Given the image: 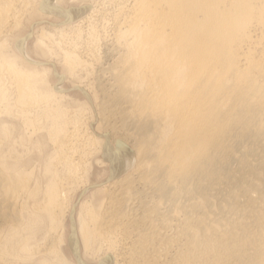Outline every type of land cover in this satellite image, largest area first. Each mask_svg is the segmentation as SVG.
Here are the masks:
<instances>
[{"label": "bare ground", "instance_id": "bare-ground-1", "mask_svg": "<svg viewBox=\"0 0 264 264\" xmlns=\"http://www.w3.org/2000/svg\"><path fill=\"white\" fill-rule=\"evenodd\" d=\"M65 1L0 0V264H264V0Z\"/></svg>", "mask_w": 264, "mask_h": 264}, {"label": "rangeland", "instance_id": "rangeland-1", "mask_svg": "<svg viewBox=\"0 0 264 264\" xmlns=\"http://www.w3.org/2000/svg\"><path fill=\"white\" fill-rule=\"evenodd\" d=\"M38 0H33V2H32V4H33V13H34V10L36 9V7H37V2ZM82 3V2H86V3H92V5L94 4V7L96 6L97 7V9L99 8V7H104V4H105V6H109L108 8L107 7H104V9H106V10H110V8H113L112 6H111V4L106 0V1H102V0H74V1H71V0H66L65 1V3H64V5L67 7V6H71V5H78V4H81L80 2ZM99 2V3H98ZM101 2V3H100ZM103 2V3H102ZM98 4V5H97ZM107 4V5H106ZM110 4V5H109ZM24 5V2L22 3V10L20 11V12H22V14H20L21 16H20V21H22L21 23L22 24H20V25H22V26H20L19 25V28L16 30V34L18 35V36H25V34H27L28 33V31L30 30V24L32 23V22H34V21H37V20H39V19H42L43 17H39V15L37 14V15H35V14H30V11H27V10H24V8L25 9H28V7L27 6H25L26 5V3H25V5ZM100 5V6H99ZM103 5V6H102ZM111 6V7H110ZM20 8H21V6H20ZM29 10V9H28ZM27 11V12H26ZM23 12H25L24 14H23ZM89 15V14H88ZM32 16V17H31ZM104 16V15H103ZM24 17V19H22ZM88 17H90V15L89 16H87L86 15V17H84V18H81V19H79V20H84L83 22H84V24H83V22L81 21V22H76V24H81V27H83V26H85V24H86V28L85 27H83V29L86 31H88L89 30V24H88V22L86 21L87 19H88ZM100 17H102V15H100V16H97V18H99L98 20H97V18H95L94 19V23L95 22H100L99 24H101V23H103V22H105V23H103V24H101V25H103V26H108V23H106L107 21L106 20H102V18H100ZM44 18H46V17H44ZM50 20H56V19H54V18H50ZM62 20L63 19H59V21H61L62 22ZM24 22V23H23ZM97 24V23H96ZM83 25V26H82ZM44 26V27H43ZM77 26H79V25H77ZM50 27V28H49ZM76 27V26H75ZM75 27H74V25H71V27H65V29H64V31L61 29V28H63V27H59V28H55V27H52L51 25H49V24H42V25H39L38 27H36L35 28V32H34V34H33V36H32V38L31 39H29V41H28V45H27V51H28V53H29V55H31L33 58H35V59H38V60H53L55 63H56V65H57V68H58V70L60 71V72H64V64H62L63 62L61 61V59H60V57L59 56H57L56 54V56L54 55H52V54H50V52L47 50L46 51V48L45 47H47V46H45V45H48L49 46V44H50V46H52V43L54 44L55 42H53V40L54 41H58V42H61L64 38H65V40L66 39H69V40H71V38H74L75 37V32H74V30H73V28L75 29ZM53 28V29H52ZM55 28V29H54ZM66 28H67V30H66ZM88 28V29H87ZM51 29V30H50ZM43 30V31H42ZM53 30V31H52ZM56 30H58V31H56ZM62 30V31H61ZM52 31V32H51ZM42 32H44V33H42ZM53 33L52 35H49V36H47V34L48 33ZM55 32V33H54ZM60 32H62V33H60ZM65 32V33H64ZM74 32V33H73ZM108 32H110V29H109V31ZM47 33V34H46ZM87 33V32H86ZM46 36H45V35ZM65 35V36H64ZM55 36V37H54ZM60 36H62V37H60ZM53 37V38H52ZM70 37V38H69ZM11 39H12V37H11ZM41 39H42V41H41ZM60 39H61V41H60ZM38 40H40V41H38ZM50 40H52V41H50ZM12 41V40H11ZM44 41V42H43ZM56 41V42H57ZM41 42H43V44L41 43ZM57 42V43H58ZM38 43H40V44H38ZM56 44V43H55ZM43 46V47H42ZM53 47L54 48H56L57 49V46H55V45H53ZM58 51V50H57ZM53 57V58H52ZM62 62V63H61ZM67 77H68V79H69V82H68V80H67V82H66V85L68 86V87H70V86H72L71 84H73L74 83V80H72V78L70 77L69 78V75H67ZM50 80H51V82H52V85H54V83H55V81H54V79L50 76V78H49ZM73 82V83H72ZM74 96H76V95H74V94H72V97H74ZM76 98V97H75ZM76 192V193H75ZM75 192L73 191L72 193H71V195H72V198H70V199H68L70 202H68L67 201V203H66V211H67V213H66V215H65V217H64V220H63V226H62V229H61V231H62V233H63V235L65 236H69L70 235V231H71V225H70V219H69V217H67V214H68V210H69V208L68 207H70V205H71V203H73V201L75 200V198H76V196H77V194H78V190H75ZM68 208V209H67ZM65 246V245H64ZM64 250H66L65 251V254H66V256L68 257V259L70 260V261H72V255H71V253H70V251L68 250V247L67 246H65L64 247ZM92 258H90V260H91Z\"/></svg>", "mask_w": 264, "mask_h": 264}]
</instances>
